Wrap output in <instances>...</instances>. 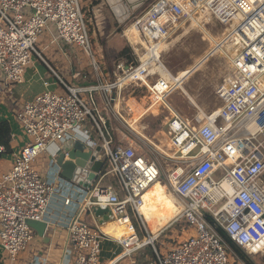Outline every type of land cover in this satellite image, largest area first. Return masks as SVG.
Returning a JSON list of instances; mask_svg holds the SVG:
<instances>
[{
    "label": "built area",
    "instance_id": "built-area-1",
    "mask_svg": "<svg viewBox=\"0 0 264 264\" xmlns=\"http://www.w3.org/2000/svg\"><path fill=\"white\" fill-rule=\"evenodd\" d=\"M196 14L225 30L215 47L223 48L229 65L215 91L217 108L206 113L196 107L191 119L168 115L165 126L173 147L185 156L178 161L186 169L176 166L168 176L167 189L180 208L175 221L183 220L195 234L165 254L155 248L157 238L152 239L139 208L146 191L159 182L160 168L131 145H113L97 107L95 93H102L103 104L111 107L113 91L121 93L131 84L141 85L143 78L150 81L153 96L167 98L173 92V86L151 70L153 60L140 57L136 66L118 64L114 81L102 83L100 79L85 87L70 86L52 71L63 93L45 90L15 114L18 133L25 142L9 170L0 176L4 264L18 262L34 239L27 222H41L50 196L61 193L34 164L51 145L67 139H78L90 148L99 145L105 161L99 180L109 175L116 183L80 188L78 209L67 225L70 264H100L104 234L80 218L84 212L93 216L92 208L100 207L102 200L110 201L106 207L109 219H116L117 212L122 213L123 222L134 218L146 238L141 241L134 230L125 240L117 241L123 250L119 258L150 244L153 257L145 264H229L230 249L219 231L248 258L264 255V0H151L125 24L135 23L144 50L152 53L158 43L170 39L181 23ZM45 32L50 33L52 43L81 48L90 56L93 70L99 72L79 0H0V72L7 86L22 83L33 56L46 64L37 49ZM136 51L133 48V54ZM163 108L169 114L168 108ZM87 120L96 130L97 142L90 131L80 128ZM10 136L15 140L16 133ZM63 198L66 207L73 201Z\"/></svg>",
    "mask_w": 264,
    "mask_h": 264
},
{
    "label": "crops",
    "instance_id": "crops-1",
    "mask_svg": "<svg viewBox=\"0 0 264 264\" xmlns=\"http://www.w3.org/2000/svg\"><path fill=\"white\" fill-rule=\"evenodd\" d=\"M83 3L92 17L94 16L95 19L97 18L99 21L98 37L100 45L105 53V59H103L101 64H99L101 70L99 69L98 73L93 70L95 74L92 75L89 66L83 64L79 65L74 60H70V58H68V45L63 42H59L57 44L52 43L50 33L45 32V34H43L38 39L37 49L40 51L47 65L36 57L31 58V63L24 70L22 83L13 86H7L5 84L3 75L0 72V121L8 122L11 133H16L15 140H12L10 136V146L12 152L10 154L2 153L0 156V176L9 170L14 155L19 152L20 148L25 142V138L22 137L20 133H18L15 114L22 108L24 103L32 101L37 95L44 92L45 90H48L50 87H53V92L57 94L63 93V88L59 84V81L54 76L53 72H55L64 83L74 87L95 85L100 79L102 80V83H108V81L112 80L113 78L115 79V76L119 73V71L116 69V66L120 64V62L117 61L119 59L120 53L123 50H128L126 45L129 44L132 50L133 48L137 50L135 47V41H128L127 43V41L122 39L123 37L118 34L119 25L108 11L101 8L100 6H91L90 0H84ZM95 19L93 18L97 26ZM103 35L105 37L102 40L101 37ZM123 36L124 38L126 37L124 30ZM116 39H119L121 44H116L114 42ZM132 55L134 54L132 53ZM63 57L67 62H70L69 66L66 65ZM115 58L116 60L113 62L112 60ZM111 62L112 67L110 65ZM137 62L138 60L136 63ZM101 94L95 93V96L97 107L104 117L105 115L102 112L103 94ZM111 96L115 97L116 101L117 97L120 98V93L113 91ZM115 101L112 104V106L115 104V111L112 109L113 112H110L109 116H111L110 119L113 118L114 121L120 120L117 122H122L123 119L116 112L115 106L117 104ZM125 110L126 109H124V111ZM105 117L106 122L109 121V127L111 130L114 129V123L108 120L109 117L107 118V115ZM112 133L114 135V131ZM112 133L110 132L114 143L113 145H123L116 144V136L113 137ZM154 136L149 137L152 138ZM91 137L94 141H98V139H95L93 135H91ZM150 146L153 145L151 144ZM55 148V144L51 145L48 150L39 157L36 164L39 163L37 164L38 166L44 165L45 169L42 170L41 175L53 182L56 186L60 187L62 189L61 193H54L50 196L47 212L41 220V222L47 224V228L43 236L40 237L37 232L34 231V239L32 243L24 252L19 255V259L16 264H70L71 254L67 225L70 222L69 217L73 215L78 209L79 203L77 202V199L81 192L80 188L63 181L57 174V170L52 166V164H50L52 159L51 155ZM161 151L163 152V155L172 156L171 154L164 152L162 149ZM176 158L177 157H175V159ZM105 178L100 179L96 185L105 186L109 184L106 183ZM63 196H68L73 199V201L71 200L67 207L63 205ZM143 216L146 217V225L150 235H153V240L160 237L162 233L178 222L175 221L177 213L176 208L173 205H170L168 211H152L143 214ZM115 217L116 219H110L109 221H106L102 224H100L99 220L95 219L87 212H84L80 218L81 222L91 227L98 226L99 229L101 227L106 234L105 235L103 233V250L100 264H145L153 257L149 247L146 246L138 249L130 256L119 258L122 250L117 244V239L128 235L134 230L138 232V235L143 236L142 239H144V235L140 232L139 226L134 218L131 217L130 222H123L120 220L121 215H115ZM158 218H160V220ZM4 260L5 253L0 248V264H4Z\"/></svg>",
    "mask_w": 264,
    "mask_h": 264
},
{
    "label": "rangeland",
    "instance_id": "rangeland-1",
    "mask_svg": "<svg viewBox=\"0 0 264 264\" xmlns=\"http://www.w3.org/2000/svg\"><path fill=\"white\" fill-rule=\"evenodd\" d=\"M83 1L84 0H79L83 8L84 21L88 31L91 53L93 54L96 63L99 65L101 64L102 60L105 59V53L100 45L98 37L99 21L97 18L95 19L94 16L92 17L90 12H88ZM146 5L140 11H142ZM93 18L96 20L97 26ZM128 24L129 23L122 25L119 28L118 33L123 37L122 39L127 41V43L130 40H128L126 37L124 38L123 30ZM189 24L190 21H184L180 24L177 32L171 36L170 41L173 40V42L171 43L168 52L161 55L162 63L173 75H176L180 70L194 66L195 63L204 57L207 52H210L214 47L213 39L210 36L217 38L218 35L222 34L223 30L218 25H216L215 22H205V29L207 32H209L207 35L200 26H198V28L189 27ZM223 32H225V30ZM221 36L222 35L217 38L218 42L220 41ZM104 37L105 36L103 35L101 39L103 40ZM114 42L116 44H121L119 39L114 40ZM137 42L138 41H135L137 55H132L133 50L129 44H127V53L130 57L127 59L123 57L122 59H118L117 62L127 66H136L138 63H136V61L139 60L142 54L141 52H143L142 49H140L141 45ZM67 54L70 60H74L79 65L83 64L89 66L92 75L95 74L92 66L89 65L90 56L86 55L81 48L77 46H69L67 48ZM63 59L66 65L69 66L70 62H67L64 57ZM115 60L116 58L112 61L114 62ZM111 64L112 62L110 65ZM228 65L229 63L226 57L217 53H213V56L205 61L199 71L196 72L190 79H188L186 83H184V89L192 96L195 102L193 104L188 100L181 90L174 87L173 92L167 98L161 97L160 95L153 96L150 92L152 89L149 87L151 86L149 80H146V82L140 86L135 84L127 86L120 93V98H116L117 105L115 107H118V111L116 112L120 115L124 122L122 120V122H117L120 120L114 121L113 118L110 119V112H113V110L115 111V108L114 106L106 107L102 103V112L105 116L107 115V118L109 117L108 120L114 123V129H112L114 131V135L111 128L109 126H107V128L112 133L113 137L116 136V144L131 145L135 148V150H137L138 153L147 158L155 160L161 172L159 182L161 184L167 185L168 187V176L170 172L175 169L176 166H183V168L186 169L184 164H181L175 159V157H178V150L173 147L171 140L165 133L168 115L179 114L184 118L191 119L197 112L196 107L206 113H209L213 109L217 108L219 106V101L215 95V91L216 88L222 84ZM161 73L162 71L158 72L162 79L166 81V83L173 86L170 78L166 74ZM113 80L114 78L108 81V83L112 82ZM48 91L53 92V87H50ZM164 106L168 108L169 114H167V110H163ZM123 108L126 110L124 111ZM105 116L104 118L106 120ZM80 128H87L90 130L91 135H93L95 139H98V135L94 126L88 120L82 123ZM149 136L154 137L151 138ZM150 143L153 146L162 149L164 152L171 154L172 156L166 157L161 155L156 151V149H154L153 146H150ZM37 164H34V168L39 171L40 174H42V170L45 169V167L44 165L38 166ZM105 179L106 183L111 185L116 184L115 180L109 175L106 176ZM167 191L169 192L168 194L171 197L172 202L176 205L170 189H167ZM144 219H146V217H144ZM158 219L160 220V218ZM184 223L185 222L183 220H179L175 225H173L171 228H168L160 235V237L157 238V240L154 241L153 244L155 248L161 252V254H165L169 249L174 247L181 240L185 239L189 234H195L194 229H189V227ZM142 238L143 236H140V240ZM145 239L146 238L144 236V239L142 240L144 241ZM146 247H149L151 255L153 256L152 246L149 244ZM251 259L252 264H264V255L255 256ZM228 260L229 264H246L235 253H233L232 250H229Z\"/></svg>",
    "mask_w": 264,
    "mask_h": 264
},
{
    "label": "water",
    "instance_id": "water-1",
    "mask_svg": "<svg viewBox=\"0 0 264 264\" xmlns=\"http://www.w3.org/2000/svg\"><path fill=\"white\" fill-rule=\"evenodd\" d=\"M151 0H90L91 6H100L116 20L119 28L139 13ZM52 166L59 177L71 185L90 190L98 182L105 169V161L100 157V146L88 147L84 142L67 139L59 142L53 153ZM264 178V176H263ZM93 217L102 224L109 221V208H92ZM28 226L42 237L47 224L28 221Z\"/></svg>",
    "mask_w": 264,
    "mask_h": 264
},
{
    "label": "bare ground",
    "instance_id": "bare-ground-1",
    "mask_svg": "<svg viewBox=\"0 0 264 264\" xmlns=\"http://www.w3.org/2000/svg\"><path fill=\"white\" fill-rule=\"evenodd\" d=\"M199 1L200 0H196V2H199ZM208 20L209 19L204 18V16H202L200 14H196V15L193 16V18L191 20H189L190 21L189 27L198 28V26H200L201 28H203L205 34L208 35L209 32H207L206 29H205V22H207ZM124 33H125L127 39H129L130 41H138L137 43H140V45H142V47H143L142 51L143 52H141L142 53L141 54V59H146L148 57L149 59L153 60L152 64H151V70L153 72H157V73H158V71L161 70L163 74H166L170 78V81H171L173 87L176 88V89L181 90L183 92V94L188 98V100L192 104L195 103V102H194L192 96L184 89V87H183L184 83H186L188 79H190L196 72L199 71V69L205 63V61H207L210 57L213 56V53H215V54L217 53V54H220V55L224 56L223 55V53H224L223 52V48L218 49V47H215L216 44L219 45L220 42H218L217 38H219L220 35H222V34L218 35L217 38H215L214 36H210L213 39V42H214L213 43L214 47L212 48V50L210 52H207L206 55H204V57H202L200 60H198L195 63L194 66H192L190 68H186L184 70H180L176 75H173L172 73L169 72V70L164 66V64L161 61V55L168 52V49H169L171 43L173 42V40L170 41L171 37H170V39H168L165 42L158 43L156 45L157 49H155L152 53L151 52L147 53L144 50V49H146V47L144 46L142 40L140 39V36H139V34L137 32L135 23H133V22L129 23L125 27ZM136 37H137V39H136ZM221 45H222V47H224L223 43ZM210 47H211V45H210ZM154 59H156V60H154ZM228 63H229V61H228ZM143 81L146 82L145 78H143ZM127 83H128V81L124 82V84H127ZM122 85L123 84H121L120 86H122ZM149 87L152 89L151 86H149ZM147 89H148V87H147ZM115 103H116V101H115ZM116 111H118V107L116 108ZM153 147L161 155H163L162 154L163 152L161 151V149H159L158 147H155V146H153ZM164 156L168 157L167 155H164ZM177 156L178 157L176 158V160L183 159L185 157L184 154L180 153L179 151H178V155ZM149 192H151V193H149ZM169 204L171 206L173 205L176 208V213L178 215L180 213V208L178 206L174 205V203L172 202V199H171V197L169 196V194L167 192V185L161 184L160 182H156L151 188H149L146 191V193L144 195V203L139 208V210L142 213V215L145 214V213H149V212H152V211H158V210H163V211L167 210L168 211L169 208H170ZM115 215L116 216L122 215V213L121 212H117ZM100 231L105 234V232L103 231V229L101 227H100ZM131 232L128 235H126V236H124V237H122L120 239H117L116 241L125 240L131 234ZM152 239H153V237H152Z\"/></svg>",
    "mask_w": 264,
    "mask_h": 264
},
{
    "label": "trees",
    "instance_id": "trees-1",
    "mask_svg": "<svg viewBox=\"0 0 264 264\" xmlns=\"http://www.w3.org/2000/svg\"><path fill=\"white\" fill-rule=\"evenodd\" d=\"M127 50H123L120 55L119 59L129 58L130 56L127 53ZM106 125L109 126V122H106ZM10 127L8 122L6 121H0V146L3 147V154H10L12 152L11 146H10ZM2 154V153H1ZM0 154V156H1ZM186 226L187 224L184 223ZM220 234L223 237V240L227 244L230 250L233 251L242 261H244L246 264H252V259L248 258L238 247H236L221 231H219Z\"/></svg>",
    "mask_w": 264,
    "mask_h": 264
},
{
    "label": "clouds",
    "instance_id": "clouds-1",
    "mask_svg": "<svg viewBox=\"0 0 264 264\" xmlns=\"http://www.w3.org/2000/svg\"><path fill=\"white\" fill-rule=\"evenodd\" d=\"M109 202H110V201H108V200H102V201L99 202V206H100L101 208H106V207L109 206Z\"/></svg>",
    "mask_w": 264,
    "mask_h": 264
}]
</instances>
